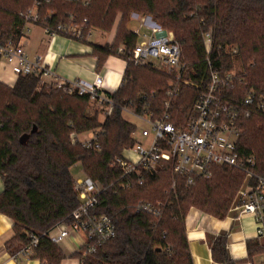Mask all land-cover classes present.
I'll use <instances>...</instances> for the list:
<instances>
[{"label":"trees","instance_id":"trees-1","mask_svg":"<svg viewBox=\"0 0 264 264\" xmlns=\"http://www.w3.org/2000/svg\"><path fill=\"white\" fill-rule=\"evenodd\" d=\"M36 1L39 26L72 19L81 24L86 18L78 41L92 47L98 70L110 55L124 59L118 52L120 46L128 50L136 44L137 35L122 23L131 11L145 13L172 33L187 65L186 77L192 79L205 71L203 33L210 31L212 67L229 71L234 59L242 65L238 78L225 90L227 96L241 100L253 92L264 98V0H88L86 6L74 0H12L11 5L0 0L2 43L17 40L27 11ZM117 13L121 18L113 42H89L88 31L111 29ZM227 46H236L238 53L228 54ZM171 79L152 66L126 64L122 84L106 93L113 107L102 121L98 111L86 110L87 95L39 87L38 75L17 76L12 85L0 81V213L12 220L14 235L6 243L11 253L34 234L39 240L32 257L45 264H59L64 258L46 232L60 222H69L79 204L71 173V167L79 163L84 175L105 187L93 212L111 217L116 232L92 253L85 246L72 253L78 264H193L185 232L188 210L196 207L223 218L245 173L228 165H211L208 177L195 176L188 184V176L172 175L171 164L164 162L154 173L131 175L132 184L126 189L119 186L121 171L112 164L123 149L133 145L135 125L123 118L122 108L139 112L147 105L152 117L157 116L164 109ZM197 94L196 89L181 85L172 98L169 120L176 126H182L192 114ZM263 122L264 110L253 111L249 117L240 115L237 121L238 150L254 154L253 171L262 177ZM90 130H97L90 147L72 142V133ZM138 178L143 179L142 184L137 183ZM139 201L158 204L159 214L136 211ZM227 241L226 235L213 238L210 250L214 262L236 264L228 256Z\"/></svg>","mask_w":264,"mask_h":264},{"label":"built area","instance_id":"built-area-1","mask_svg":"<svg viewBox=\"0 0 264 264\" xmlns=\"http://www.w3.org/2000/svg\"><path fill=\"white\" fill-rule=\"evenodd\" d=\"M74 1H81L83 6L88 4V0ZM38 5L39 2L36 1L27 11L25 22L14 43H2L0 40V58L16 77L38 75L40 82L48 83L49 88L60 89L68 95H87L89 101L101 109L105 116L111 111L113 101L101 90L103 77L100 73H94L92 81L63 79L55 73L54 69L44 64L40 55L30 57L27 53L26 45L31 26L39 25ZM85 22H87L86 18L81 24L72 19L69 22L40 25V27L46 36L62 35L78 40ZM130 29L138 39L131 49L125 50L123 46L118 48V52L124 55L125 64L149 65L163 71L172 79L169 82L164 109L157 116L152 117L147 105L139 112L127 106L122 108L123 114L126 113L141 122L138 134L141 138L148 139V143L145 146L137 141L135 125L131 133L133 145L123 149L122 155L115 158L112 163L121 171L119 186L130 188L131 175H139L142 171L154 173L164 162L171 164L172 175L188 176V184L193 182L195 176L208 177L211 165H228L241 169L245 173V178L237 191L231 209L238 214L250 213L256 221L258 237H264V177L253 171L254 154L241 153L237 146L240 136L237 124L239 116L249 117L253 111H263L264 98L261 95L255 96L253 92L247 93L241 100L227 96L226 88L238 78V75L234 70L221 72L212 67L209 57L212 43L210 31L203 33L207 54L205 71L198 78L192 79L186 77L187 65L181 59L180 46L171 32L141 19ZM90 31H88V37ZM225 51L230 55L238 53L236 46H227ZM181 85L196 89L198 94L193 104L192 114L182 126L178 127L169 120V108L172 98L178 94ZM90 131L93 134L91 138H81L83 133H72L70 135L72 142H79L82 146L90 147L91 141L96 140L97 130ZM94 148H99L97 143L94 144ZM137 183L142 184L143 179L138 178ZM74 185L78 190L79 204L72 211L70 221L54 225L46 232V235L56 244L70 234L77 235L81 237V246L87 247L88 253H92L96 245L115 236L116 228L111 217L93 212L105 187L86 175L75 179ZM135 210L153 215L160 212L158 204L147 201L136 203ZM38 240V235L31 234L30 241L13 256L16 257L17 254L31 256L32 248L37 245Z\"/></svg>","mask_w":264,"mask_h":264},{"label":"crops","instance_id":"crops-1","mask_svg":"<svg viewBox=\"0 0 264 264\" xmlns=\"http://www.w3.org/2000/svg\"><path fill=\"white\" fill-rule=\"evenodd\" d=\"M138 21L133 19L131 27L137 25ZM104 34L98 35V39L103 40L100 43L91 41L90 37L88 41L100 45L109 44L114 36L113 31ZM26 51L30 57L40 55L44 64L54 69L63 79L92 81L94 73H100L103 77L101 90L105 94L115 91L122 84L126 67L123 58L110 55L98 70L89 44L62 35L46 36L39 25L32 26ZM15 79L16 76L5 62L0 61V81L12 85ZM82 174L84 176L83 171ZM2 189L3 182L0 178V192ZM185 232L193 264H219L212 260L210 250L211 242L217 235L227 236L228 256L236 264H264V250H261L264 247V237H258L256 221L250 213L238 214L230 209L226 216L217 218L198 208L190 207L185 217ZM13 235L12 220L0 213V264H45L37 257L22 254L14 257L18 249L11 253L6 248V243ZM57 245L64 253V258L59 264H78V259L71 255L81 247V237L70 234Z\"/></svg>","mask_w":264,"mask_h":264},{"label":"rangeland","instance_id":"rangeland-1","mask_svg":"<svg viewBox=\"0 0 264 264\" xmlns=\"http://www.w3.org/2000/svg\"><path fill=\"white\" fill-rule=\"evenodd\" d=\"M3 3L4 4H8V5H11V3H12V0H3ZM120 18H121V14L120 13H117V15H116V18H115V20H114V23H113V25H112V28L111 29H109V30H107V31H101L100 29H98V28H93L92 29V31H91V34H90V40L91 41H93V42H102L103 40L102 39H98V35L100 34V35H105L104 34V32H112L113 31V34H114V36H113V39L115 38V35H116V29H117V25H118V23H119V20H120ZM133 19H138L139 21H140V19H143L144 21H146V22H151V23H154V24H157V25H159V26H161V27H163L162 25H160L159 23H156V22H154V21H152L151 19H150V17H148L145 13H142V12H138V13H136V12H133V11H131V12H129L128 13V15L123 19V25H126L129 29L131 28V21L133 20ZM138 24V23H137ZM33 26V25H32ZM31 26V27H32ZM164 28V27H163ZM34 30V29H33ZM143 31V30H142ZM169 31V30H168ZM102 33V34H101ZM92 35V36H91ZM113 39H112V41L110 42V43H112L113 42ZM120 47H122V46H120ZM3 59H0V61H2ZM248 65V64H247ZM231 70H234L236 73H238V74H240L239 73V71H242V65H241V63H240V61L238 60V59H234V65H233V68L231 69ZM2 82V81H1ZM4 83V82H3ZM39 87H43V88H45V89H48V90H53L52 88H49V85H48V83H41L40 82V86ZM86 110L87 111H89V112H95V111H98V118H99V120L100 121H102L103 120V114H102V112H101V109H98L97 107H96V105L94 104V103H92V102H90L89 101V103L87 104V106H86ZM123 118L126 120V121H128V122H130V123H132V124H134V125H136L137 126V129H136V131H137V133H136V135H135V138L137 139V141H139V142H141L143 145H145V146H147V143H148V139H143V138H141V136L138 134V127H140L141 126V122L138 120V119H136V118H134V117H132V116H130V115H128V114H126V113H124L123 114ZM258 124H260V122H258ZM263 124H264V122H263ZM92 132L91 131H87V132H85V133H83L82 135H81V138H91L92 137ZM255 153V152H254ZM71 173L73 174V177L74 178H77V177H80V178H82V176H83V174H82V168H81V165L79 164V163H76V164H74L72 167H71ZM235 198H236V195L234 196V198H233V200H232V202H231V204H230V207H229V210L232 208V206H233V204H234V201H235ZM196 208V207H195ZM228 210V211H229Z\"/></svg>","mask_w":264,"mask_h":264}]
</instances>
